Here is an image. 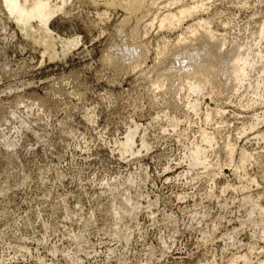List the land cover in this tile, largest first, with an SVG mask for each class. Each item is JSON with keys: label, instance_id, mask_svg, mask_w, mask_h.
<instances>
[{"label": "rangeland", "instance_id": "374dc122", "mask_svg": "<svg viewBox=\"0 0 264 264\" xmlns=\"http://www.w3.org/2000/svg\"><path fill=\"white\" fill-rule=\"evenodd\" d=\"M16 3L0 0V264H263L264 0Z\"/></svg>", "mask_w": 264, "mask_h": 264}, {"label": "bare ground", "instance_id": "6f19581e", "mask_svg": "<svg viewBox=\"0 0 264 264\" xmlns=\"http://www.w3.org/2000/svg\"><path fill=\"white\" fill-rule=\"evenodd\" d=\"M10 2V5H12V7H16L17 3L16 0H8ZM124 7H126L128 10L130 11H134L136 9H139V7H142L141 5L144 3V0H122ZM111 2V1H110ZM114 2V0H113ZM146 2V1H145ZM116 3V2H115ZM119 3V2H118ZM197 7V5H196ZM19 9V14L21 16V18H23V27H27L28 26V20L32 19V18H39L41 20H43V15L45 13H47L46 11V4L43 3H38L35 7H33L31 10H27L25 7L20 6L18 7ZM195 10V7L193 8H187V9H181V11L179 12L180 16H177L175 13L174 14H169L167 16H165L163 18V20L161 21L162 25H165L164 23L166 21H168L169 23L173 24V20H176V22H181L183 18L185 17H190L193 12ZM137 13V12H136ZM178 14V15H179ZM152 23V22H151ZM200 24V23H199ZM46 25V24H45ZM205 26V24L203 25V27ZM44 30L47 31L46 27L44 26ZM182 41V40H181ZM180 43V42H179ZM48 47H51V44H49ZM190 48V47H189ZM188 46L186 49H189ZM192 49V48H190ZM193 50V49H192ZM192 52H196V51H192ZM184 53V52H183ZM190 53V52H189ZM263 58V57H261ZM240 62H243L242 65H239ZM232 66H230L229 70L230 72L237 74H241V73H245V66L247 65V61L246 58L243 59L242 57H236L235 61L233 63H230ZM204 66H206V63H203V65H199L197 64L196 68H195V72L194 75L199 76V79L201 81V85L202 83L206 84L210 79L211 73H213V69H204ZM213 75V74H212ZM198 82V81H197ZM200 83V82H199ZM192 86V85H191ZM201 87L198 84L195 85L194 88H198ZM202 89V88H201ZM208 139V137H206ZM210 139V138H209ZM197 158H199V156L197 155ZM200 160V159H199ZM198 161V159H197ZM240 258V257H239ZM244 258V257H243ZM240 260V259H239ZM235 261V260H234ZM233 264V263H232ZM262 264V263H261ZM264 264V263H263Z\"/></svg>", "mask_w": 264, "mask_h": 264}]
</instances>
